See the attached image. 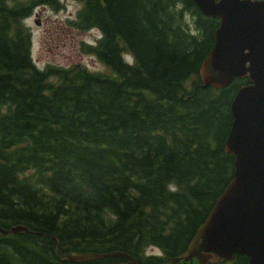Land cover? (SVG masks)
<instances>
[{"label":"trees","instance_id":"trees-1","mask_svg":"<svg viewBox=\"0 0 264 264\" xmlns=\"http://www.w3.org/2000/svg\"><path fill=\"white\" fill-rule=\"evenodd\" d=\"M70 1L79 9L69 25L100 34L79 52L106 73L37 68L24 21L62 4L0 0V228L28 229L0 236V264L125 261H62L114 252L162 264L185 252L232 179L223 143L230 102L248 81L202 88L218 20L192 0Z\"/></svg>","mask_w":264,"mask_h":264},{"label":"water","instance_id":"water-1","mask_svg":"<svg viewBox=\"0 0 264 264\" xmlns=\"http://www.w3.org/2000/svg\"><path fill=\"white\" fill-rule=\"evenodd\" d=\"M205 17L220 19L213 45L201 62L202 88L222 89L248 78L230 103L231 124L223 151L234 158L233 176L216 198L186 250L162 264H216L234 255L264 264V0H192ZM22 225L0 228V236L25 234ZM58 256V251L56 250ZM124 253H68L63 262L81 263Z\"/></svg>","mask_w":264,"mask_h":264},{"label":"rangeland","instance_id":"rangeland-1","mask_svg":"<svg viewBox=\"0 0 264 264\" xmlns=\"http://www.w3.org/2000/svg\"><path fill=\"white\" fill-rule=\"evenodd\" d=\"M59 2L63 9L57 13L48 7H38L24 21L31 34L30 55L33 63L39 69L47 65L67 67L79 63L89 71L106 73L105 68L94 58L79 52V44L93 45L100 37L99 32L95 29L85 32L73 29L68 21L74 19L79 5L70 0ZM124 58L130 61L129 57ZM147 254L161 256L156 249L148 250Z\"/></svg>","mask_w":264,"mask_h":264}]
</instances>
